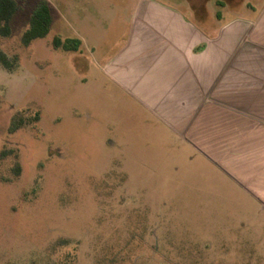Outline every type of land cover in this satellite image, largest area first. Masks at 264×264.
<instances>
[{
	"label": "rangeland",
	"instance_id": "rangeland-1",
	"mask_svg": "<svg viewBox=\"0 0 264 264\" xmlns=\"http://www.w3.org/2000/svg\"><path fill=\"white\" fill-rule=\"evenodd\" d=\"M16 1L0 37L14 64L0 67V264H264L259 206L102 70L137 0ZM43 7L50 32L25 45ZM21 110L41 118L11 133Z\"/></svg>",
	"mask_w": 264,
	"mask_h": 264
},
{
	"label": "crops",
	"instance_id": "crops-1",
	"mask_svg": "<svg viewBox=\"0 0 264 264\" xmlns=\"http://www.w3.org/2000/svg\"><path fill=\"white\" fill-rule=\"evenodd\" d=\"M103 72L264 213V0H137Z\"/></svg>",
	"mask_w": 264,
	"mask_h": 264
},
{
	"label": "trees",
	"instance_id": "trees-1",
	"mask_svg": "<svg viewBox=\"0 0 264 264\" xmlns=\"http://www.w3.org/2000/svg\"><path fill=\"white\" fill-rule=\"evenodd\" d=\"M19 5L16 0H0V37L9 36L12 32V19L15 13L18 11ZM51 18L49 11L46 7L37 10L31 19V26L24 33L23 42L25 45H29L33 40L37 38H43L50 32ZM54 44L56 47H62L65 50H78L82 44V41L78 38H67L63 40L60 37H55ZM6 66L8 68L13 67V61L9 55L0 49V67ZM40 112L36 114L27 113L26 111H18L13 115L11 127L9 131L11 133L18 131L24 126L31 125L40 120ZM17 172H20L21 165L17 163ZM69 239L62 238L57 242L58 245H66L69 243Z\"/></svg>",
	"mask_w": 264,
	"mask_h": 264
}]
</instances>
